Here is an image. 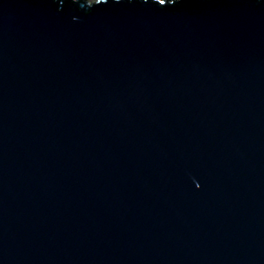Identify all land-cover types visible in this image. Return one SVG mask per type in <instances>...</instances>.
I'll return each instance as SVG.
<instances>
[{
	"label": "water",
	"instance_id": "1",
	"mask_svg": "<svg viewBox=\"0 0 264 264\" xmlns=\"http://www.w3.org/2000/svg\"><path fill=\"white\" fill-rule=\"evenodd\" d=\"M0 264H264V0H0Z\"/></svg>",
	"mask_w": 264,
	"mask_h": 264
},
{
	"label": "snow or ice",
	"instance_id": "2",
	"mask_svg": "<svg viewBox=\"0 0 264 264\" xmlns=\"http://www.w3.org/2000/svg\"><path fill=\"white\" fill-rule=\"evenodd\" d=\"M161 3H163V0H161Z\"/></svg>",
	"mask_w": 264,
	"mask_h": 264
}]
</instances>
